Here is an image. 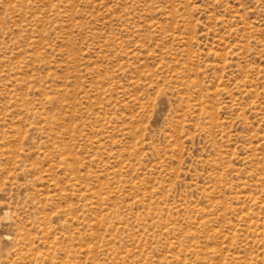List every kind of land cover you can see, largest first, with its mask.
<instances>
[{"label":"rangeland","instance_id":"obj_1","mask_svg":"<svg viewBox=\"0 0 264 264\" xmlns=\"http://www.w3.org/2000/svg\"><path fill=\"white\" fill-rule=\"evenodd\" d=\"M0 264H264V0H0Z\"/></svg>","mask_w":264,"mask_h":264}]
</instances>
